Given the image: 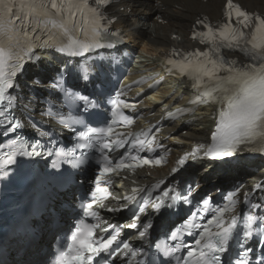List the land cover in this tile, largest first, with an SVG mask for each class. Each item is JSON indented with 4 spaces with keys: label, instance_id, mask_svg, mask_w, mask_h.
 <instances>
[{
    "label": "snow or ice",
    "instance_id": "obj_1",
    "mask_svg": "<svg viewBox=\"0 0 264 264\" xmlns=\"http://www.w3.org/2000/svg\"><path fill=\"white\" fill-rule=\"evenodd\" d=\"M110 3L111 0H0V136L9 138L7 145L10 149L2 151L4 145L0 144V176L8 175L10 166L18 162L17 157H43L46 151L42 143L47 135L45 131H39V138L35 139L26 138L23 134L24 120L31 121L34 130L40 128V123L32 116L35 98L25 103L16 91L18 76L23 74L26 64L39 62L41 56L37 49L66 55L75 59L77 64L81 58L86 59L98 49H115L117 46L114 43L103 42L104 34H119L110 31L115 21L104 12ZM224 15L225 22L217 26L205 20L196 21L205 31H193L192 37L199 38L200 43L206 45L203 51L196 49L181 53L173 49L172 54L166 57L169 74L187 77L191 81L194 93L190 104L218 106L215 130L211 132L209 142L198 143L181 156L172 168V174L190 161L195 163L204 158L224 160L250 146L264 155V146L256 147L258 143L264 145V16L243 10L234 0H226ZM225 48L243 53L248 62L239 63L225 58L222 52ZM70 72L67 65L58 69L47 86L61 95V103L72 105L86 114L87 121L72 119L66 122L59 112L51 108L43 111L42 115L59 117L64 128L76 137L73 148H57L55 154L74 167H80L88 163L86 153H94L98 174L89 202L82 203L84 219L75 226L67 238L70 242L58 253L54 264H129L128 257L134 258L132 264H156L157 259L160 264H171L172 259L178 264H226L224 257L233 241L236 253L231 264H252L253 260L255 264H264V248L260 249L258 256H253L254 249L249 246L252 239L257 240V247L264 244V233L257 231L258 227H264V216L256 211L264 209V204L254 202L252 193L245 192L244 203L248 212L241 218L236 213L239 187L225 195L222 205H214L210 196L197 201L196 210L191 211L183 224L169 230L167 239L176 243L156 244L155 255L133 248L122 239L124 229L135 230L141 239L146 238L154 228L155 219L176 214L172 209L177 202L181 207H191L198 183H187L183 192H176L175 188L163 190L154 198L142 197L140 193L143 189L133 188L122 198L113 197L122 199L124 203L106 209L109 213L131 210L129 221L112 224L103 219L94 206L105 208V200L112 195L108 188L112 183L109 174H119L117 170L126 168L160 165L163 158L140 155L145 149L149 153L155 149L146 144L145 139L134 138L136 154L125 151L113 163L111 154L125 148L128 143L125 133L117 131V128L133 123V117L126 115L124 110H135L138 102L130 103L122 99L125 89H121L115 98H108L106 103L109 107L106 113H101V104L95 96L67 86ZM84 72L83 76L80 72L75 74L77 81L91 82L87 68ZM32 83L34 86L41 85L39 78L33 79ZM17 108L20 109V116L16 114ZM185 111L177 108L166 115L177 118ZM101 115L105 117L103 124L93 125V120ZM77 150L84 153L78 159L73 156ZM47 154L51 156L53 151L47 150ZM53 167L57 165L53 164ZM262 188L264 184L258 183L253 191ZM130 205L135 207L129 209ZM90 218L96 222H86ZM185 235L196 238L188 243L183 239ZM181 249L185 250L184 254L177 256ZM120 257L125 259L120 260Z\"/></svg>",
    "mask_w": 264,
    "mask_h": 264
},
{
    "label": "bare ground",
    "instance_id": "obj_2",
    "mask_svg": "<svg viewBox=\"0 0 264 264\" xmlns=\"http://www.w3.org/2000/svg\"><path fill=\"white\" fill-rule=\"evenodd\" d=\"M224 0H118V5L124 6L128 9V13L118 12V23L133 41L135 39L145 40L143 46V53L150 56H155L161 53L163 49L168 46H188L191 45V40L188 38L189 26L193 21V18L198 13H204L211 18H217L220 14V8ZM244 6L250 9H264V0H237ZM158 16L157 20L162 19L163 23H157L154 20L155 16ZM147 26L146 28H142ZM152 27L149 31L148 27ZM177 33L180 39L172 38V34ZM27 83H31V79H26ZM210 111H206V115ZM202 113V111H201ZM200 113V114H201ZM198 125L205 128V132L197 131ZM209 122L203 119L199 124H191L184 127L183 133H179L178 139L181 140L180 145H174L176 147L187 146L194 141L202 140L208 142ZM177 130L174 131L176 133ZM167 145H172V138H168L166 141ZM189 147H183L179 149L187 150ZM178 149V150H179ZM177 150V152H178ZM176 152V153H177ZM244 161H239V165L243 166ZM189 168L187 171L182 172L180 180L187 177L186 174L197 171L194 167L186 165L184 169ZM230 168H222L225 173L230 172ZM167 171L162 169L156 175L157 177L162 176ZM210 172H216L213 169ZM220 172V171H219ZM184 173V174H183ZM197 174H201V177H206V171H198ZM177 178V176H176ZM260 177H257V180Z\"/></svg>",
    "mask_w": 264,
    "mask_h": 264
}]
</instances>
